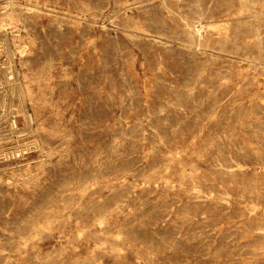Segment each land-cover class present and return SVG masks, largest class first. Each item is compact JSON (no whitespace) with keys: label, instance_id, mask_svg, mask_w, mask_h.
<instances>
[{"label":"rangeland","instance_id":"374dc122","mask_svg":"<svg viewBox=\"0 0 264 264\" xmlns=\"http://www.w3.org/2000/svg\"><path fill=\"white\" fill-rule=\"evenodd\" d=\"M0 264H264V0H0Z\"/></svg>","mask_w":264,"mask_h":264},{"label":"bare ground","instance_id":"6f19581e","mask_svg":"<svg viewBox=\"0 0 264 264\" xmlns=\"http://www.w3.org/2000/svg\"><path fill=\"white\" fill-rule=\"evenodd\" d=\"M12 3V2H11ZM10 9V8H9ZM12 9V8H11ZM5 15V14H4ZM26 46V45H25ZM16 54V53H15ZM22 55V54H21ZM12 58V57H11ZM11 60V59H10ZM19 63V62H18ZM23 75V74H22ZM28 76V75H27ZM40 76V75H39ZM30 78V77H29ZM9 80V79H8ZM32 82V81H31ZM14 92V91H13ZM23 96V95H22ZM19 97V96H18ZM22 100V99H21ZM24 101V100H22ZM38 102V101H37ZM34 109V108H33ZM58 109V108H57ZM33 111V110H32ZM25 112V111H24ZM15 115V114H14ZM7 117V116H6ZM30 127V126H29ZM40 128V127H39ZM31 130V129H30ZM45 133V132H44ZM38 146V145H37Z\"/></svg>","mask_w":264,"mask_h":264}]
</instances>
